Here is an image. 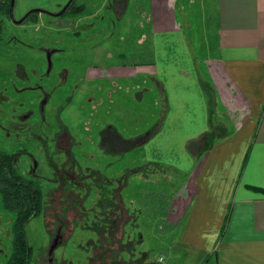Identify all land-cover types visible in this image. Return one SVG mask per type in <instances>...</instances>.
Returning <instances> with one entry per match:
<instances>
[{
    "label": "rangeland",
    "instance_id": "rangeland-1",
    "mask_svg": "<svg viewBox=\"0 0 264 264\" xmlns=\"http://www.w3.org/2000/svg\"><path fill=\"white\" fill-rule=\"evenodd\" d=\"M65 1L14 0L13 15L32 6L56 11ZM75 1L83 5L79 12L38 11L35 21L15 23L0 14V150L16 152V170L43 196L40 213L26 225L29 264H150L155 258L158 264L170 234L160 233L169 210L161 192L171 198L167 218L176 219L188 202L179 193L185 179L145 161L137 147L112 152L104 144L111 141L110 123L138 141L166 111L162 88L146 75L153 69L149 0ZM211 1L176 0L173 10L202 81L215 54ZM94 64L147 78L85 77L84 68ZM205 87L211 141L231 122L222 100L214 107ZM112 214L120 217L114 234ZM11 219L0 201V264L10 249Z\"/></svg>",
    "mask_w": 264,
    "mask_h": 264
},
{
    "label": "crops",
    "instance_id": "crops-1",
    "mask_svg": "<svg viewBox=\"0 0 264 264\" xmlns=\"http://www.w3.org/2000/svg\"><path fill=\"white\" fill-rule=\"evenodd\" d=\"M175 1L149 0L147 6L153 69L146 75L162 88L163 119L138 141L110 123L111 141L104 144L112 152L137 147L145 161L172 167L185 179L179 189L188 201L184 213L171 220L173 207L165 208L163 218L177 226L158 264H264V0L211 1L215 54L203 81L175 23ZM84 74L113 83L147 78L101 64L89 65ZM204 87L214 107L222 100L231 122L211 141ZM152 229L156 234V225Z\"/></svg>",
    "mask_w": 264,
    "mask_h": 264
},
{
    "label": "trees",
    "instance_id": "trees-1",
    "mask_svg": "<svg viewBox=\"0 0 264 264\" xmlns=\"http://www.w3.org/2000/svg\"><path fill=\"white\" fill-rule=\"evenodd\" d=\"M9 1L0 0V14L8 15ZM82 9L83 5L73 1L65 13L75 14ZM30 17L35 19V13H31ZM15 158L16 152L0 150V201L2 207L12 213L10 249L3 264H29L32 248L28 242L26 225L32 216L40 213L43 196L37 184L31 179L24 178L16 170ZM161 194L166 198L165 206H167L170 195L164 191ZM113 220L112 234L118 229L120 217L114 215ZM176 224V221L163 218L159 224L161 235L165 234L166 230L170 231L168 236L170 241L175 233Z\"/></svg>",
    "mask_w": 264,
    "mask_h": 264
},
{
    "label": "water",
    "instance_id": "water-1",
    "mask_svg": "<svg viewBox=\"0 0 264 264\" xmlns=\"http://www.w3.org/2000/svg\"><path fill=\"white\" fill-rule=\"evenodd\" d=\"M70 1L71 0H67L65 2V4L58 11L54 12L53 14L59 15L60 13H62L65 10V8L67 7V5L70 3ZM13 4H14V0H10V4H9V15H10L11 18H14L13 17ZM33 10H43V11H45V9H42L40 7H33V8L28 9L20 18L15 19L14 21L15 22H20L29 12H31ZM55 244H56V238H53V241L49 245L48 253L51 252V250L53 249V247L55 246Z\"/></svg>",
    "mask_w": 264,
    "mask_h": 264
},
{
    "label": "flooded vegetation",
    "instance_id": "flooded-vegetation-1",
    "mask_svg": "<svg viewBox=\"0 0 264 264\" xmlns=\"http://www.w3.org/2000/svg\"><path fill=\"white\" fill-rule=\"evenodd\" d=\"M66 1H67V0H66ZM66 1H65V2H66ZM73 1L76 2L75 0H71L70 3L73 2ZM65 2L63 3V5L65 4ZM70 3H69V4H70ZM9 4H10V1H9ZM69 4L67 5V7L69 6ZM63 5H62V6H63ZM62 6H61V7H62ZM13 7H14V4H13ZM33 7H40V8H42V9H45V11H43V10H33V11L29 12V13H28V14H27V15H26V16H25L20 22L24 21V19H25V20H26V19H29V20H31V21H35V19H36V14H37L38 11H42V12H45V13H48V14H51V15H55V14H53V13L56 12V11H58V10L61 8V7H60V8H59L58 10H56V11H51V10H48V9L42 7V6H32V7L27 8V9L25 10V12H26L28 9L33 8ZM67 7L65 8V10L67 9ZM65 10H64L62 13H60L59 15L66 14V13H65ZM25 12H23V13H22L20 16H18L17 18L14 17V15H13L14 18H11L10 15H9V8H8V15H7V16H9L10 20L14 21L15 19L20 18ZM31 13H35V19L30 17V14H31ZM14 22H15V21H14ZM20 22H15V23H20ZM87 67H88V66H86L84 69L86 70Z\"/></svg>",
    "mask_w": 264,
    "mask_h": 264
},
{
    "label": "built area",
    "instance_id": "built-area-1",
    "mask_svg": "<svg viewBox=\"0 0 264 264\" xmlns=\"http://www.w3.org/2000/svg\"><path fill=\"white\" fill-rule=\"evenodd\" d=\"M161 257H159V259H160Z\"/></svg>",
    "mask_w": 264,
    "mask_h": 264
}]
</instances>
